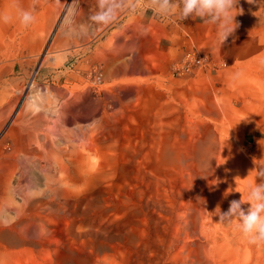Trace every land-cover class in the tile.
I'll list each match as a JSON object with an SVG mask.
<instances>
[{"label":"rangeland","instance_id":"374dc122","mask_svg":"<svg viewBox=\"0 0 264 264\" xmlns=\"http://www.w3.org/2000/svg\"><path fill=\"white\" fill-rule=\"evenodd\" d=\"M129 5L0 23V264H264L214 213L264 167V54L229 61ZM189 49L212 65L176 74Z\"/></svg>","mask_w":264,"mask_h":264},{"label":"clouds","instance_id":"9594fccd","mask_svg":"<svg viewBox=\"0 0 264 264\" xmlns=\"http://www.w3.org/2000/svg\"><path fill=\"white\" fill-rule=\"evenodd\" d=\"M248 2L253 3L254 0ZM37 3L38 0H32L30 8L25 9L19 5V0H13L15 17L0 12V23L8 24L15 18L20 25L30 26L35 21ZM138 3L139 0H130L129 6L134 11ZM146 3L148 10L163 20L185 21L191 18L216 25L217 37L221 43L234 33L239 26L235 17L242 14V9L238 7L239 0H146ZM257 181L248 185L247 200H232L226 212H221L219 207L214 212L219 216V223L238 220V230L251 245L264 244V167L257 169ZM244 203L250 204L247 210L242 208Z\"/></svg>","mask_w":264,"mask_h":264},{"label":"crops","instance_id":"0c3cea01","mask_svg":"<svg viewBox=\"0 0 264 264\" xmlns=\"http://www.w3.org/2000/svg\"><path fill=\"white\" fill-rule=\"evenodd\" d=\"M127 1L130 0H124L125 3ZM238 7L242 9V14H238L235 21L240 25L223 43L218 40L216 25L191 18L185 21L163 20L148 10L146 0H139L135 11L141 13L144 18L153 19L162 25L181 23L187 29L184 36L194 41L200 49L216 51L215 53L226 56L229 61L239 55L243 62L248 63L253 61L254 55L264 54V44H260L261 39H264V0H254L253 3H249L248 0H239ZM130 10L132 9L130 8ZM258 65H260L261 71H264V60L258 59Z\"/></svg>","mask_w":264,"mask_h":264},{"label":"built area","instance_id":"2783aa9c","mask_svg":"<svg viewBox=\"0 0 264 264\" xmlns=\"http://www.w3.org/2000/svg\"><path fill=\"white\" fill-rule=\"evenodd\" d=\"M212 65L208 53L189 49L184 52L181 59L176 63L174 71L176 74L189 73Z\"/></svg>","mask_w":264,"mask_h":264}]
</instances>
